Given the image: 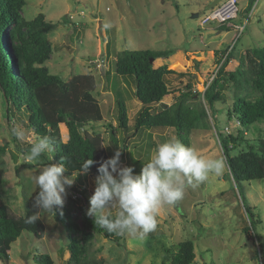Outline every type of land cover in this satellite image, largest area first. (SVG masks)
I'll return each mask as SVG.
<instances>
[{
	"label": "rangeland",
	"instance_id": "rangeland-1",
	"mask_svg": "<svg viewBox=\"0 0 264 264\" xmlns=\"http://www.w3.org/2000/svg\"><path fill=\"white\" fill-rule=\"evenodd\" d=\"M27 0L23 15L33 19L43 13L57 27L49 34L54 52L46 62L53 74L69 81L80 74H91L97 79L96 97L103 111V121L94 124L101 132L106 146L111 144L109 123L116 125L117 108L114 89L120 87L129 110L130 125L142 107L134 95V85L130 78L116 74V58L123 50L151 49L172 50L171 56L180 57L176 65H168L177 72L190 75L180 77L171 75L169 87L171 94L165 103L172 104L179 89H185L191 83L194 91L200 92L198 98L204 99V92L214 80L217 66V50L236 47L224 73L238 69H251L246 52L254 47L264 46V0H256L253 8L247 11L249 0H238V13L226 22L207 19L209 13L219 9L228 0ZM225 25L227 28H222ZM222 28V29H221ZM167 60L155 61L156 66L166 64ZM168 64V63H167ZM199 75L205 76L204 81ZM225 100L217 102L218 130L224 133H237L241 128L237 115L228 116V109L235 105L234 87L224 86ZM213 127L209 130H195L191 135V147L205 159L223 158L226 162L219 135L211 118ZM12 126L24 130V138L18 142L22 146L33 144L38 139L34 131L25 125L11 120L7 114V100L0 88V144H8L5 156V182L0 191V201L8 203L15 214L26 217L39 211L34 208V197L39 191L34 175L43 167L38 162H29L26 151L19 152L14 136L10 134ZM61 125L64 141L68 140V129ZM65 131V133H64ZM244 131V130H243ZM133 133V130L131 131ZM119 136L125 137L124 132ZM244 136L251 143L264 139V120H260L245 129ZM175 139V131L149 136L143 131L129 140V150L122 164L140 160L138 166L147 163L158 143ZM244 147L234 152L238 154ZM54 152L48 153L52 156ZM222 175L210 174L206 182L185 189L181 200L173 205L160 207L157 214V227L143 239L132 235H118V241H112L96 234L90 246L88 257L99 264H161L165 251L185 240H192L196 247V260L192 264H262L260 246L256 238L247 236L241 230L249 221L240 193L256 216L262 221L258 232L264 241V179L244 181L239 187L233 180L226 162ZM74 185L84 190L90 207V197L95 188V179L88 174H74ZM79 185H78V184ZM66 188L64 205L69 207V198H73V214L80 222L79 205L76 194ZM81 197V196H79ZM82 198V197H81ZM63 205V206H64ZM55 214H41L45 225V236L38 239L33 230L35 223H21L19 238H7L1 244L2 252L8 253L0 264H37L35 254H49L55 264H68L71 257L67 249L69 242L67 226L56 219ZM113 210V215L117 213ZM7 262V263H6ZM171 264V263H169Z\"/></svg>",
	"mask_w": 264,
	"mask_h": 264
},
{
	"label": "trees",
	"instance_id": "trees-1",
	"mask_svg": "<svg viewBox=\"0 0 264 264\" xmlns=\"http://www.w3.org/2000/svg\"><path fill=\"white\" fill-rule=\"evenodd\" d=\"M255 2L256 0H249L247 11L253 8ZM26 4L27 0H0V88L7 100L9 119L25 125L28 130L34 131L38 138L49 136L52 139L53 159L45 153L38 162L40 165L58 164L63 161L66 167L65 176L85 173L96 179L97 164L90 166L86 172L81 171L86 160L107 159L117 150H121L122 159L129 150V140L144 130L151 136L153 133L161 135L171 129L182 144L191 147L192 133L195 130L211 129L213 118L230 174L236 185L239 187L244 181L264 179V139L251 143L244 136L245 129L248 131L251 125L264 120V46L247 50L250 70L244 68L228 73L224 71L236 47L217 50L216 64L219 70L205 90L204 99L198 98L200 92L194 91L192 84L188 83L185 89L178 90V96L170 105L164 101L171 94V75H190L188 72H177L169 68L170 64L180 69L176 65L180 57L171 56L172 50L127 49L119 52L116 58V74L130 78L134 85V95L142 103V107L135 117L134 124L130 125L126 96L120 87H115L117 123L108 124L111 144L106 146L103 134L94 127V124L104 119L100 102L95 95L96 77L80 74L66 81L60 75L50 72L46 62L51 59L54 48L49 34L57 27V23L49 21L43 13L33 19H27L23 15ZM222 28L227 27L223 25ZM159 59L167 60L168 64L156 66L155 61ZM199 77L204 81L205 76ZM224 86L234 87L236 90V102L233 108L228 109V116L231 118L237 115L242 128L237 133L218 130L217 113L220 110L217 109L216 103L225 100ZM62 124L68 129L67 141L62 137ZM120 132H124V138L119 136ZM14 139L19 152L30 150L32 144L22 146L15 137ZM240 147L244 148L235 155L234 152ZM8 151V144H0V191L5 182L3 174ZM129 163L134 168V173L139 174L142 168L138 166L140 160ZM70 188L82 197L77 196V200L83 199L84 204L78 206L81 212L80 222L73 214V198L68 199L69 207L64 205L63 209L56 213V219L67 226V249L71 253L68 264H99L97 260H90L88 257L96 234L112 241H118L119 237L95 225L93 218L86 214L87 199L81 186L74 185ZM240 197L250 221V224L247 221L241 230L247 236L256 238L260 246L261 263L264 264V241L258 232V225L262 224V221L254 210L247 206L242 193ZM29 216L31 215L28 214L24 218L16 215L8 203L0 201L1 244L7 238H19L22 235L19 224L26 222ZM35 226L33 234L38 239L44 238L45 225L42 220L38 219ZM4 258L8 261L10 256L0 249V261ZM195 260V243L185 240L167 249L161 264H192ZM34 261L37 264H55L49 254H35Z\"/></svg>",
	"mask_w": 264,
	"mask_h": 264
},
{
	"label": "clouds",
	"instance_id": "clouds-1",
	"mask_svg": "<svg viewBox=\"0 0 264 264\" xmlns=\"http://www.w3.org/2000/svg\"><path fill=\"white\" fill-rule=\"evenodd\" d=\"M10 134L18 141L24 138V130L19 126L10 128ZM54 146L49 136L40 137L25 153L29 162H39L45 153L53 152ZM121 150L107 159H88L81 171H87L97 164L98 176L90 197L87 215L95 225L117 235H132L143 239L157 227L160 207L173 205L184 196L189 186H198L207 181L210 174L222 175L226 170L223 158L205 159L197 151L175 139L158 143L140 173L122 164ZM53 159L52 157H49ZM65 164L49 163L38 170L33 179L39 191L34 197V208L39 209L27 217V223H35L41 214H55L62 208L67 196L66 187L74 183L73 176H65ZM117 213L113 216V210Z\"/></svg>",
	"mask_w": 264,
	"mask_h": 264
},
{
	"label": "built area",
	"instance_id": "built-area-1",
	"mask_svg": "<svg viewBox=\"0 0 264 264\" xmlns=\"http://www.w3.org/2000/svg\"><path fill=\"white\" fill-rule=\"evenodd\" d=\"M237 1L238 0H228L225 4H223L222 6H220L219 9L213 10L211 13H209V15L207 16V19L218 20V21L226 22L229 19L234 18L237 15L238 10H239ZM230 3H232L233 8H231L228 11V13H225V16H220L219 15V12L221 10H223L226 6H228ZM222 12H224V11H222Z\"/></svg>",
	"mask_w": 264,
	"mask_h": 264
},
{
	"label": "bare ground",
	"instance_id": "bare-ground-1",
	"mask_svg": "<svg viewBox=\"0 0 264 264\" xmlns=\"http://www.w3.org/2000/svg\"><path fill=\"white\" fill-rule=\"evenodd\" d=\"M229 7V8H228ZM231 8H233V5H232V3H230L228 6H226L223 10H221L220 12H219V15L220 16H225V13H228V11L231 9ZM222 11H224V12H222ZM218 14V13H217Z\"/></svg>",
	"mask_w": 264,
	"mask_h": 264
},
{
	"label": "water",
	"instance_id": "water-1",
	"mask_svg": "<svg viewBox=\"0 0 264 264\" xmlns=\"http://www.w3.org/2000/svg\"><path fill=\"white\" fill-rule=\"evenodd\" d=\"M220 0H217L214 4H212L211 8L215 7L217 4H219Z\"/></svg>",
	"mask_w": 264,
	"mask_h": 264
},
{
	"label": "crops",
	"instance_id": "crops-1",
	"mask_svg": "<svg viewBox=\"0 0 264 264\" xmlns=\"http://www.w3.org/2000/svg\"><path fill=\"white\" fill-rule=\"evenodd\" d=\"M68 138H69V135H68Z\"/></svg>",
	"mask_w": 264,
	"mask_h": 264
}]
</instances>
